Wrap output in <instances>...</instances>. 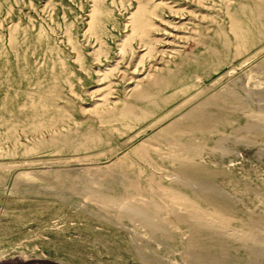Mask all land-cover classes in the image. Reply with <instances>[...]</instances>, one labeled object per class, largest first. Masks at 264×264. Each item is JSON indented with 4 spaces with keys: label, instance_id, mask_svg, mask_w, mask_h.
<instances>
[{
    "label": "rangeland",
    "instance_id": "374dc122",
    "mask_svg": "<svg viewBox=\"0 0 264 264\" xmlns=\"http://www.w3.org/2000/svg\"><path fill=\"white\" fill-rule=\"evenodd\" d=\"M262 3L264 0H0L3 45L26 40L21 50L32 54L25 72L28 76L33 72L42 83L40 88L29 83L20 87L46 91L59 65L65 71L60 76L58 99L64 106V128L58 129L61 135L58 143L48 142L46 138L21 137V150H32L30 154H33L24 164L6 158L4 148L0 149V264H140L131 250V240L139 245L146 242L144 251H155L163 262L184 264L180 241L186 239V230L184 227L177 230L169 216L163 214L159 220L165 221L174 237L156 243L138 221L122 223L113 213L96 215L101 208L92 195L91 198L90 195L75 196L72 197L75 205L65 204L62 197L70 194L63 195L48 186L46 172L67 171L93 183L104 182L115 172H124L139 177L144 183L150 170L161 173L175 169V165L161 159L166 146L154 141L153 136L167 126L178 109L194 99L192 94L199 92L202 84L213 85L216 75L192 78L197 71L196 60L190 56L208 51L201 42L206 34L215 36L222 32L231 39L239 37L238 25L256 19L257 5ZM99 6L110 16L102 37L107 58L100 59L97 58L98 43L87 32L91 13L101 11ZM144 19L151 26L148 28L151 39L159 41L150 55L135 30ZM13 22L17 25L15 28H12ZM25 28L27 34H23ZM169 35L176 36V40L168 38ZM69 36L73 42L68 41ZM163 40L174 45L164 49ZM162 49L177 53L164 55L158 61L155 51ZM228 60L220 71L235 65L236 61ZM148 65H155L156 71L146 81L175 70L184 77L181 86L159 93L160 98L170 99L166 104L157 105L150 96L128 94L135 80L145 76ZM245 66L236 67L227 76L243 77L248 71ZM108 68L112 72L104 79L102 74ZM2 75L1 70L0 79ZM255 77L249 83L243 79L244 86L263 90L264 85H257V78L261 76ZM128 106L147 108V115L139 117L137 110L130 112L126 109ZM104 112L106 118L102 119ZM243 122L240 117L238 124ZM234 124L221 130L220 136L226 138L220 150L214 148L218 137L215 136L201 147L195 159L199 158L207 168L218 172L214 185L230 198L239 213L219 223L234 234L226 245L244 255L241 236L248 229L241 220L253 213H264V144L260 139L249 144L234 139ZM90 129L100 135V146L85 150L77 144L69 145L71 135ZM20 170L28 176L19 179L29 187L28 192L14 184ZM122 183L129 184L126 178ZM161 202L164 212L172 207L176 211L184 209V200L177 206ZM201 207L215 217L206 207Z\"/></svg>",
    "mask_w": 264,
    "mask_h": 264
},
{
    "label": "bare ground",
    "instance_id": "6f19581e",
    "mask_svg": "<svg viewBox=\"0 0 264 264\" xmlns=\"http://www.w3.org/2000/svg\"><path fill=\"white\" fill-rule=\"evenodd\" d=\"M99 8L101 11L91 13L87 30L90 37L95 38L98 43V59L107 58L102 37L106 33L105 24L110 19L108 11L101 6ZM255 15H257L256 19L238 25L241 32L239 37L231 39L222 32L215 36L206 34L201 42L207 46L208 51L205 54L190 56L191 59L196 60L197 73L192 78L216 75L213 85L202 84L200 91L192 94L194 99L183 109H176V116L153 136L154 141L162 142L166 146L165 153L160 154L161 159L175 165V169L161 173L150 170L147 178L143 177L144 183L139 180V177L138 179L134 175L128 176L124 172H115L106 181L93 183L67 171H49L46 172L45 178L47 185L65 193L63 195L70 194L62 197V201L67 205L76 204L72 197L94 196L92 199L95 198L101 208L96 215L113 213L122 223L138 221L145 229L147 236L149 235L156 243L174 237L166 228L165 221L159 220L163 214H166L177 230L180 227L186 230V239L180 241L183 242L184 264H264V213L257 215L253 213L241 220L242 223L240 222L248 229V232L241 236V245L245 249L244 255L239 252L240 255L237 250H234L235 248H230V245L227 246L226 241L234 234L220 224L219 220L227 216L237 217L239 213L232 206L230 198L214 185L213 180L218 172L207 168L198 161L199 158L195 159L201 147L215 136L218 137L214 140V148L220 150V144L226 138L220 136L221 130L233 122L236 123L232 129L234 139L246 144L260 139L264 144V89H246L243 83L244 80L248 82L255 79V76H261L257 78V85H264V3L257 5ZM16 26L13 22L12 28ZM149 27L151 26L148 21L144 19L139 21L135 30L146 46L147 54L150 55L159 41L151 39ZM23 30V34H27V29ZM168 38L176 40L174 35H169ZM68 41L73 42V37L69 36ZM25 42L26 40H16L9 43L7 47L0 39V71H3L0 79V149L4 148L6 158L11 157V161L23 164L27 163L33 154H30L32 150L30 152L21 150V137L35 140L46 138L48 142L55 144L61 138L58 129L64 128V106L58 103V99L61 94L60 76L65 72L63 66L59 65L52 85L46 91L21 88V84L26 83L38 88L42 84L41 79L33 72L29 76L25 72L29 55L32 54H28L24 49L21 50ZM162 43V48L166 49L170 48L174 42L163 40ZM164 49L155 51L158 61H162L164 55L172 56L177 53ZM121 51L123 50L120 49ZM227 59L236 61L235 65H231L227 71H220ZM244 65L248 66V71L245 75L243 74V77L227 76L236 67L240 68ZM148 69L144 77L135 80L128 92L129 96H150L153 103L166 104L170 99L160 98L159 93L164 89L181 86L184 84L181 83L184 77L175 70L167 76L146 81L156 71V67L153 65ZM34 71L36 72L35 69ZM111 72L112 69L108 68L102 77L105 79ZM126 109L130 112L137 110L139 117L146 116L148 112V109L144 107L137 109L128 106ZM240 117L244 120L243 124H238ZM101 118H106V112L101 115ZM68 140L69 145L77 144L79 148L85 150L101 145L100 135L94 129L71 135ZM21 171L14 184L24 188V192H28L29 187L19 180L26 175V173L22 175ZM124 178L129 182L128 185H123ZM1 184L2 180H0ZM180 200H184L182 211H176V207H172L168 212L163 211L164 204L161 201L177 206ZM201 206L215 214V217L202 211ZM130 247L140 264H168L163 262L155 251L146 253L144 251L146 242L139 245L131 240Z\"/></svg>",
    "mask_w": 264,
    "mask_h": 264
}]
</instances>
